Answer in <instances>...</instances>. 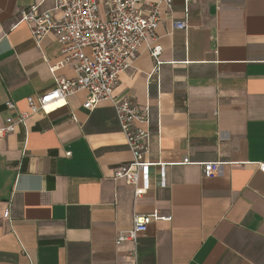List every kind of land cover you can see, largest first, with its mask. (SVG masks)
<instances>
[{
  "label": "crops",
  "instance_id": "0c3cea01",
  "mask_svg": "<svg viewBox=\"0 0 264 264\" xmlns=\"http://www.w3.org/2000/svg\"><path fill=\"white\" fill-rule=\"evenodd\" d=\"M33 4L59 16L55 0H0V127L7 100L30 112L56 85L57 33L37 45L18 23ZM157 31L158 60L143 44L115 96L148 111L147 159L168 164L167 184L154 168L135 198L114 177L132 154L112 101L87 110L72 94L0 137V264H264V0L163 2ZM136 213L172 219L117 244Z\"/></svg>",
  "mask_w": 264,
  "mask_h": 264
},
{
  "label": "built area",
  "instance_id": "2783aa9c",
  "mask_svg": "<svg viewBox=\"0 0 264 264\" xmlns=\"http://www.w3.org/2000/svg\"><path fill=\"white\" fill-rule=\"evenodd\" d=\"M144 1L55 0L58 17L50 10H39L37 4L23 9L18 23L30 24L37 45L50 32L57 33L62 58L50 66L55 75V87L37 99L32 96L27 98L30 112L19 111L14 100H7L5 105L9 114L0 127V137L25 125L31 114L39 110L48 113L62 104L50 109L49 105L59 101L64 103L70 95L86 91L83 106L87 110H93L104 99L112 101L132 154L131 161L121 165L114 177L125 179L132 185L135 198L149 190L154 168L158 170L159 184L165 186L168 164L147 159L150 134L148 111L140 109L129 96L121 99L115 96L120 75L130 67L143 44L157 60L162 52L161 45L156 43L159 39L157 28L161 6L163 2L171 6L172 0H154L147 9H142L140 5ZM173 25L179 29L187 28L186 20L174 21ZM68 65L73 69L72 77L56 75L57 70ZM73 119L78 121L74 115ZM67 154L70 155L71 152ZM189 162V158L183 161L185 164ZM201 165L204 176L208 178L215 176L221 167L220 162H202ZM260 169L264 172V163L260 164ZM4 216H9V210ZM155 219L171 220L172 215L134 214L131 228L117 236V244L124 241L136 242Z\"/></svg>",
  "mask_w": 264,
  "mask_h": 264
},
{
  "label": "bare ground",
  "instance_id": "6f19581e",
  "mask_svg": "<svg viewBox=\"0 0 264 264\" xmlns=\"http://www.w3.org/2000/svg\"><path fill=\"white\" fill-rule=\"evenodd\" d=\"M52 105H53V104H52ZM49 106H51V105H49ZM49 106H48V107H49Z\"/></svg>",
  "mask_w": 264,
  "mask_h": 264
}]
</instances>
